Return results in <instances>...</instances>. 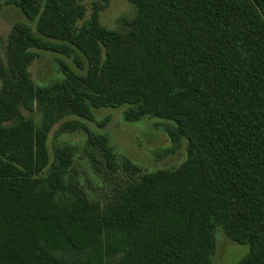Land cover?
<instances>
[{
	"label": "trees",
	"instance_id": "trees-1",
	"mask_svg": "<svg viewBox=\"0 0 264 264\" xmlns=\"http://www.w3.org/2000/svg\"><path fill=\"white\" fill-rule=\"evenodd\" d=\"M130 3L134 17L109 31L100 4L85 19L77 0L4 2L28 23L0 58V264H211L217 230L247 248L236 264H264V0ZM36 51L74 69L37 85ZM110 109L168 122L186 158L150 173L125 161L129 181L101 206L47 142L63 122L108 156L77 120Z\"/></svg>",
	"mask_w": 264,
	"mask_h": 264
},
{
	"label": "rangeland",
	"instance_id": "rangeland-1",
	"mask_svg": "<svg viewBox=\"0 0 264 264\" xmlns=\"http://www.w3.org/2000/svg\"><path fill=\"white\" fill-rule=\"evenodd\" d=\"M101 1L77 0V3L84 8V18L88 19L93 4L104 6ZM4 2L0 0V5L3 6ZM134 15L135 8L130 0H109L99 12V21L107 30L116 31L123 20L129 21ZM17 23L28 22L19 10L3 6L0 12V58L5 65L9 36ZM60 63L74 69L72 59L36 51V58L28 69L32 81L43 86L62 79L64 74ZM77 121L92 133L106 139L108 156L98 144L91 145L82 130L64 129L63 122L54 125L47 146L52 159L58 151L69 152L72 161L71 182L75 192L84 194L92 203L101 206L107 204L113 198L114 190L129 181L130 178L120 170L125 161L138 166L144 173L173 171L185 161L184 145L177 147L171 142L166 132L169 125L166 121L143 118L128 123L122 109L97 110L93 112L92 121ZM246 253V247L234 244L221 230H217L211 264H236Z\"/></svg>",
	"mask_w": 264,
	"mask_h": 264
}]
</instances>
